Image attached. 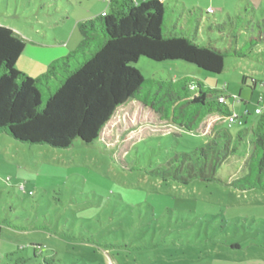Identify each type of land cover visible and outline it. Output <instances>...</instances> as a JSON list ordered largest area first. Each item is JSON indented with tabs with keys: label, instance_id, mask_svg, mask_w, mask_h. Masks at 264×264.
Masks as SVG:
<instances>
[{
	"label": "rangeland",
	"instance_id": "374dc122",
	"mask_svg": "<svg viewBox=\"0 0 264 264\" xmlns=\"http://www.w3.org/2000/svg\"><path fill=\"white\" fill-rule=\"evenodd\" d=\"M158 1L166 8V33L177 26L179 34H196L200 43L226 51L224 70L146 57L132 65L144 79L197 78L254 120L256 107L264 108V40L246 44L264 32V0ZM107 3L0 0V25L26 43L42 40L59 25L67 26L56 31L66 32L76 18L107 11ZM219 127L234 135L241 129L239 123ZM203 131L181 130L131 100L92 145L76 140L54 148L0 133V264H15L19 256L28 258L25 264H47L44 258L52 264H264V190L201 179L184 185L147 174L203 146L209 140ZM236 143L240 155L218 169L223 180L245 172L249 152ZM236 243L242 248L232 249ZM33 244H40L37 255Z\"/></svg>",
	"mask_w": 264,
	"mask_h": 264
},
{
	"label": "trees",
	"instance_id": "16d2710c",
	"mask_svg": "<svg viewBox=\"0 0 264 264\" xmlns=\"http://www.w3.org/2000/svg\"><path fill=\"white\" fill-rule=\"evenodd\" d=\"M105 13L80 21L78 47L52 61L38 77L16 68L25 41L11 27L0 25V133L20 142L54 148H69L76 140L92 145L117 110L135 100L161 121L189 132L201 128L209 136L203 146L176 154L165 166L148 170V175L184 185L201 179L240 191L264 190L263 107L252 121L241 115V129L234 135L218 123L209 126L214 117L234 112L222 90L192 77L144 79L132 65L141 57L159 62L183 60L219 74L224 70L227 52L200 43L196 34H179L177 26L166 33L167 12L158 0H109ZM228 17L233 21L239 18ZM263 40L264 32L260 30L246 46ZM221 97L226 101L221 102ZM237 139L249 152L245 172L232 181L223 180L217 175L218 169L240 155ZM1 232L0 224V236ZM68 237L76 238L71 234ZM84 242L94 247L92 240ZM33 247L37 255L40 244ZM241 248L239 243L232 245V249ZM27 261L19 256L15 264ZM44 261L53 262L47 258Z\"/></svg>",
	"mask_w": 264,
	"mask_h": 264
},
{
	"label": "crops",
	"instance_id": "0c3cea01",
	"mask_svg": "<svg viewBox=\"0 0 264 264\" xmlns=\"http://www.w3.org/2000/svg\"><path fill=\"white\" fill-rule=\"evenodd\" d=\"M136 1L142 2L145 0ZM103 12L106 11L102 8V11L97 12L95 16L102 14ZM83 19L85 18H76L71 26L66 29V32H57L59 29L61 30L63 26H67L59 25V28L55 30L53 29L54 33H52L51 36L45 35L42 40H29L27 43L25 42V48L19 59L21 60L22 57L25 58L23 59V68H18V70L26 73L31 77H38L39 75L47 71L48 66L52 61L67 56L70 52L75 50L81 40V34L77 33L78 23L80 21H83Z\"/></svg>",
	"mask_w": 264,
	"mask_h": 264
},
{
	"label": "built area",
	"instance_id": "2783aa9c",
	"mask_svg": "<svg viewBox=\"0 0 264 264\" xmlns=\"http://www.w3.org/2000/svg\"><path fill=\"white\" fill-rule=\"evenodd\" d=\"M210 11H212V9H210ZM103 15H105L106 13L103 12L102 13ZM220 101L221 102H225V98L224 97H221L220 98ZM262 109L259 107L255 110V113L258 114V113H261ZM242 118H241V115L236 113L235 111L229 115H224V116H218V117H214L210 122H209V126H211L212 124L214 123H218V124H222V123H225L227 124L228 126H232L234 124H237L239 123L240 125L242 124Z\"/></svg>",
	"mask_w": 264,
	"mask_h": 264
}]
</instances>
